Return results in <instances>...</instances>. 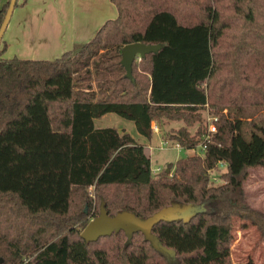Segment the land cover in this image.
<instances>
[{"label": "trees", "instance_id": "16d2710c", "mask_svg": "<svg viewBox=\"0 0 264 264\" xmlns=\"http://www.w3.org/2000/svg\"><path fill=\"white\" fill-rule=\"evenodd\" d=\"M109 1L116 16L58 57L0 56V264H232L235 218L264 240V212L243 190L248 169L264 166V128L250 119L264 110V0ZM7 3L0 0V23ZM130 43L161 44L133 60L131 80L119 64ZM204 109L216 131L202 154L157 174L128 133L92 125L114 113L150 141L152 123L180 121L165 140L194 149L207 132ZM219 161L225 171L214 185L208 172ZM100 202L108 216L139 219L170 206L198 211L153 225L172 255L140 232L85 242L78 227Z\"/></svg>", "mask_w": 264, "mask_h": 264}, {"label": "crops", "instance_id": "0c3cea01", "mask_svg": "<svg viewBox=\"0 0 264 264\" xmlns=\"http://www.w3.org/2000/svg\"><path fill=\"white\" fill-rule=\"evenodd\" d=\"M15 4L0 40L7 58L51 60L90 40L105 20L116 16L109 0H15Z\"/></svg>", "mask_w": 264, "mask_h": 264}, {"label": "rangeland", "instance_id": "374dc122", "mask_svg": "<svg viewBox=\"0 0 264 264\" xmlns=\"http://www.w3.org/2000/svg\"><path fill=\"white\" fill-rule=\"evenodd\" d=\"M2 1V0H1ZM6 0H3V2ZM73 46L71 49L75 48ZM69 49V50H71ZM3 53V52H2ZM0 54L1 57L7 58V55ZM137 60V59H136ZM135 60V61H136ZM226 112L223 110V113ZM201 124L207 126V117L215 118L208 112L207 109L201 111ZM256 126H262L264 128V110H258L254 113V116L250 118ZM249 120V119H246ZM156 130H154V137L151 141L145 140L140 136L134 127L131 120H127L114 113H106L100 117L93 119V128L111 127L119 132L128 133L135 143L142 145L144 151L150 156V165L153 174H157L159 170L165 168L168 163L183 157L190 156L192 154H202L203 150L200 146L204 141L209 140L210 134L206 131L194 149L175 146L165 142L166 134H169L173 130H176L182 126L180 121H169L163 119L161 123H152ZM198 124L188 127L191 134L195 133ZM225 171V167H217V169L210 170L209 182L214 185L222 183L221 174ZM243 190L247 205L260 212H264V166H256L249 168L247 171V177L243 182ZM87 194L92 198V205L94 204L93 194L91 188L87 189ZM86 207L84 206L82 211ZM91 218L88 219V221ZM79 229V233L80 228ZM233 241L230 246V261L232 264H243L250 260L254 263L264 264V240L261 239L260 234L256 227L249 221L243 222L238 218L233 221L232 228ZM24 256L23 260L26 259ZM30 258V257H29Z\"/></svg>", "mask_w": 264, "mask_h": 264}, {"label": "water", "instance_id": "95a60500", "mask_svg": "<svg viewBox=\"0 0 264 264\" xmlns=\"http://www.w3.org/2000/svg\"><path fill=\"white\" fill-rule=\"evenodd\" d=\"M14 3L15 0H8L7 7L0 23V40ZM160 47L161 44L130 43L123 45L120 49L119 58V64L124 69L123 77L131 80V64L133 60H138L147 53H156ZM166 171L168 172V170ZM195 211H198V208L190 206H170L160 209L149 217L139 219L126 211L117 212L113 216H108L100 202L97 214L85 224L79 236L85 242H91L95 241L100 236L109 235L112 232L116 233L119 230L125 234L127 239L132 233L140 232L143 239L149 241L155 250L160 252L166 251L173 255V251L162 246L157 237L152 234V227L160 220H186L188 216Z\"/></svg>", "mask_w": 264, "mask_h": 264}, {"label": "built area", "instance_id": "2783aa9c", "mask_svg": "<svg viewBox=\"0 0 264 264\" xmlns=\"http://www.w3.org/2000/svg\"><path fill=\"white\" fill-rule=\"evenodd\" d=\"M215 120H216V118H211L209 116L207 117V121H208L207 122V133L208 134L216 131V127H215V124H214ZM151 127H152L153 130H156L153 124L151 125ZM165 142L167 143V141H165ZM175 146H178V145H175ZM200 146H201L202 150H204V148H205L204 144H200ZM217 165H218V167H225L224 163L221 162V161H219ZM156 170L160 171L159 168H157Z\"/></svg>", "mask_w": 264, "mask_h": 264}]
</instances>
